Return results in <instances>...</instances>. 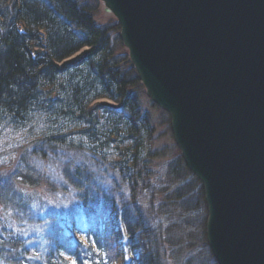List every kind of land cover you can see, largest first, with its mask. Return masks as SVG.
<instances>
[{
	"label": "trees",
	"instance_id": "16d2710c",
	"mask_svg": "<svg viewBox=\"0 0 264 264\" xmlns=\"http://www.w3.org/2000/svg\"><path fill=\"white\" fill-rule=\"evenodd\" d=\"M98 3L0 0V204L14 217H30L17 187H35L46 179L35 164L61 162L72 152L88 153L94 166L116 172L133 206L155 195L151 168L164 151L154 149L156 128L142 111L145 90L120 26L97 23ZM167 167L175 183H189L172 194L160 191L162 215L206 210L202 183L181 154ZM59 173L79 210L39 216L37 226L49 225L41 248L0 230L2 264H119L120 240L126 242L129 264H161L160 232L136 207L129 209L123 200L117 205L110 195L119 190L115 183L113 189L105 185L106 174L66 160ZM91 218L96 220L88 225ZM119 223L123 230L117 234ZM79 227L86 228V245L73 241Z\"/></svg>",
	"mask_w": 264,
	"mask_h": 264
},
{
	"label": "water",
	"instance_id": "95a60500",
	"mask_svg": "<svg viewBox=\"0 0 264 264\" xmlns=\"http://www.w3.org/2000/svg\"><path fill=\"white\" fill-rule=\"evenodd\" d=\"M202 183L217 264H264V0H101Z\"/></svg>",
	"mask_w": 264,
	"mask_h": 264
},
{
	"label": "rangeland",
	"instance_id": "374dc122",
	"mask_svg": "<svg viewBox=\"0 0 264 264\" xmlns=\"http://www.w3.org/2000/svg\"><path fill=\"white\" fill-rule=\"evenodd\" d=\"M98 2L100 10L95 14L97 23L100 25H108L110 21L117 22L114 15L105 11L104 3L101 0H98ZM143 87L145 91L140 94L141 108L143 113L149 115L156 128V133L154 135V149L159 150L160 153L161 151H164L163 158L154 161L153 167L151 168L153 174L151 182L155 187V195L153 196V194H151L142 197V199L139 198L133 206L130 203L132 202V199L128 194V191L123 188V185L120 183V179L116 172H107L106 165L94 166V163L92 162L93 159L91 160L92 156L88 153L72 152L68 153L65 159L61 160V162L52 161L49 163L46 161L35 164L38 173L46 179L41 180L39 185L35 187H29L27 189L22 186L17 187V189L22 190L23 192L24 196L21 198L23 203L28 204L30 217L25 219L23 214H20V217H14L12 212L6 213L0 204V230H7V236L12 235L17 239H21L27 244V246L30 245L29 247L37 246L41 248L42 243L45 241L44 237L48 233L46 228H48L49 225L46 223L45 225L37 226L35 223L38 217L49 214L50 212H61L67 216L70 215L71 212L79 210V204L75 199V194L69 187L67 189L65 188V182L61 179L62 177L59 173L61 170V164L65 163L66 160L72 161L76 164H84L90 167L91 170L98 171L102 176L106 174L107 177H104L106 180L104 181L105 185H108L113 189L112 184L115 183L119 190L118 193H111L110 196L117 198V202L123 200L125 204L129 205V209L136 207V209L142 212L147 223L150 224L154 230L160 232L161 264H215V259L209 249L206 236L208 219L207 207L206 210L203 208V212L199 214H186L179 209H175L172 210L173 214H171V216H168V214L163 216L162 211L159 209L165 200L164 196L160 195V191L167 189L168 193L172 194L177 188L185 187V185L189 183V180L183 179L182 183L179 184V182L175 183L169 175L167 166L180 156L181 151L176 145L173 137L169 114L151 101L147 96L144 85ZM194 196V192L188 195L189 199ZM193 202L194 200L188 201L187 207L191 208ZM117 205L119 206L120 202H118ZM37 214L39 215L37 216ZM95 220L96 218L88 219V225H93ZM190 221L193 223H188ZM171 226H179V228L174 231L172 230L168 236L166 230L171 228ZM115 228L117 234L121 233L123 230L120 223L116 224ZM84 229L86 228L79 227L78 230H76L77 232L73 236V241H75V243L80 242L86 245L87 237ZM10 231H13L14 233H11ZM125 244V240L117 242L121 256V262L119 264L130 263V257Z\"/></svg>",
	"mask_w": 264,
	"mask_h": 264
},
{
	"label": "snow or ice",
	"instance_id": "6c2138e0",
	"mask_svg": "<svg viewBox=\"0 0 264 264\" xmlns=\"http://www.w3.org/2000/svg\"><path fill=\"white\" fill-rule=\"evenodd\" d=\"M0 264H2V262H0ZM74 264H75V262H74Z\"/></svg>",
	"mask_w": 264,
	"mask_h": 264
}]
</instances>
